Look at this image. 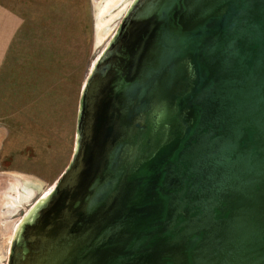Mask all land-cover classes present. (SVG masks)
I'll use <instances>...</instances> for the list:
<instances>
[{
	"label": "water",
	"instance_id": "95a60500",
	"mask_svg": "<svg viewBox=\"0 0 264 264\" xmlns=\"http://www.w3.org/2000/svg\"><path fill=\"white\" fill-rule=\"evenodd\" d=\"M5 264H264V0L130 2Z\"/></svg>",
	"mask_w": 264,
	"mask_h": 264
},
{
	"label": "rangeland",
	"instance_id": "374dc122",
	"mask_svg": "<svg viewBox=\"0 0 264 264\" xmlns=\"http://www.w3.org/2000/svg\"><path fill=\"white\" fill-rule=\"evenodd\" d=\"M101 1L0 0L20 22L0 64V264L18 220L69 162L85 72L121 19L97 39Z\"/></svg>",
	"mask_w": 264,
	"mask_h": 264
},
{
	"label": "crops",
	"instance_id": "0c3cea01",
	"mask_svg": "<svg viewBox=\"0 0 264 264\" xmlns=\"http://www.w3.org/2000/svg\"><path fill=\"white\" fill-rule=\"evenodd\" d=\"M19 23L17 14L0 2V64L6 56Z\"/></svg>",
	"mask_w": 264,
	"mask_h": 264
},
{
	"label": "bare ground",
	"instance_id": "6f19581e",
	"mask_svg": "<svg viewBox=\"0 0 264 264\" xmlns=\"http://www.w3.org/2000/svg\"><path fill=\"white\" fill-rule=\"evenodd\" d=\"M99 1H101V0H99ZM119 1L120 0H102L101 2H100V4L101 5H99V7H98V10H99V12L97 13V16H96V27H97V31H96V38L97 39H99L100 40V38L102 37L103 38V36L104 35H106V31L108 30H106L105 32H103V30H105V29H103L104 28V26L105 25H107L108 23H109V21L110 20H113L114 19V17L116 16L117 17V15H123L124 14V12H125V10H126V8L128 7V5L130 4V2L126 5V4H124V6L121 8V9H119L115 14H113V15H110V17H108V18H102V16H103V14H105L106 12H107V9H111V8H113V7H116L117 5H118V3H119ZM99 3V2H98ZM101 6V7H100ZM113 18V19H112ZM111 22V21H110ZM113 30H114V28H113ZM113 30H112V32H110V35H109V37L111 36V34L113 33ZM109 31H110V29H109ZM99 37V38H98ZM109 37H108V39H109ZM107 39V40H108ZM98 40V41H99ZM98 41L96 42V43H98ZM101 43V42H100ZM99 44V43H98ZM47 192V190L43 193V194H45ZM42 194V195H43ZM10 213V212H9ZM10 242V241H9ZM9 242H8V245H9Z\"/></svg>",
	"mask_w": 264,
	"mask_h": 264
},
{
	"label": "flooded vegetation",
	"instance_id": "af4514ba",
	"mask_svg": "<svg viewBox=\"0 0 264 264\" xmlns=\"http://www.w3.org/2000/svg\"><path fill=\"white\" fill-rule=\"evenodd\" d=\"M8 215H9V213H8Z\"/></svg>",
	"mask_w": 264,
	"mask_h": 264
}]
</instances>
